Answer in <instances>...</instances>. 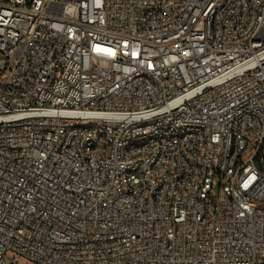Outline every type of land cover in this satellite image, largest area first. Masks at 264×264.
<instances>
[{
	"label": "built area",
	"instance_id": "obj_1",
	"mask_svg": "<svg viewBox=\"0 0 264 264\" xmlns=\"http://www.w3.org/2000/svg\"><path fill=\"white\" fill-rule=\"evenodd\" d=\"M8 254L264 264V0H0Z\"/></svg>",
	"mask_w": 264,
	"mask_h": 264
},
{
	"label": "rangeland",
	"instance_id": "obj_2",
	"mask_svg": "<svg viewBox=\"0 0 264 264\" xmlns=\"http://www.w3.org/2000/svg\"><path fill=\"white\" fill-rule=\"evenodd\" d=\"M215 192L218 193V188L215 189ZM6 264H32V263L26 261L21 257L8 254L6 256Z\"/></svg>",
	"mask_w": 264,
	"mask_h": 264
}]
</instances>
